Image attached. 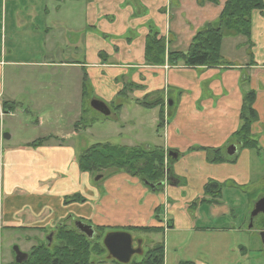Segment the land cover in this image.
Returning <instances> with one entry per match:
<instances>
[{
    "label": "crops",
    "instance_id": "obj_1",
    "mask_svg": "<svg viewBox=\"0 0 264 264\" xmlns=\"http://www.w3.org/2000/svg\"><path fill=\"white\" fill-rule=\"evenodd\" d=\"M228 1L201 7L198 0H80L75 2L79 8L74 14L75 21L58 20V25L50 30L44 19H48L47 16L58 18L66 3L53 0L49 4L32 2L26 6L21 0H0L2 31L9 25L16 37L25 36L11 45L9 51L2 45L1 59L15 55L16 51L28 52L24 45L30 40L32 44L38 43L36 51L48 48L52 54V51L67 49L79 57L73 64L56 66L55 61L39 65L15 61L4 66L0 60V247L4 236L11 243L24 234L30 236L26 243L32 245V250L45 240L49 242L48 238L62 224L76 229L80 221L95 231L106 229L107 235L131 234L134 248L142 250L140 255H144L142 247L147 241L152 246L164 243L166 264H247V253L253 249L250 245L254 228H250L249 223L255 204L252 194L248 193L252 185L249 161L246 169L241 163L243 155L249 160L252 151H239L236 164L214 165L208 163L206 152L193 149L227 147L242 125L244 99L249 92L257 94L254 108L259 121L254 125L253 134L264 148V45L255 40L254 27L252 56L247 38L226 39L222 55L237 63L231 69L151 67L145 60L146 40L152 29L169 42L168 51L186 53L195 36L219 19ZM31 9L42 12L38 17L30 12V18L19 22L17 13ZM34 19L41 29L34 24ZM18 29L24 30L18 33ZM51 33H58L60 39L57 40L64 41L54 49L49 45ZM2 36L6 45L8 39L5 34ZM8 64L18 68L49 66L52 78L47 83L55 88L52 80L57 78L56 74H65L59 66L80 67L85 73V83L92 81L99 87L100 96L96 100L104 102L109 109L120 94L132 98L131 105L122 102L117 112L111 110L112 122H100L95 145L140 147L147 151L163 149L171 155H179L163 191H154L140 180L117 171L103 172L99 182L97 177L82 173L78 154L94 145V118L91 124L78 122L74 111L73 127L68 126L65 113L71 106L75 109V104L70 99H63L62 103L48 100L45 82L23 92L12 88L7 94L4 74ZM129 85L133 87L130 89ZM161 99L165 103L162 128L160 108L148 109L142 105ZM5 104L10 105L8 113L4 112ZM13 105H17L15 110L11 109ZM80 106L83 116L87 112L85 100ZM141 109L155 115L152 118L137 116L135 113ZM2 114L5 120L1 119ZM20 126L25 127V132L38 134V138L35 134L21 133ZM234 169L238 182L228 181ZM212 181L224 188L231 184V188L242 195L241 201L234 198L227 201L232 202V206L224 201L223 194L217 205L208 203L213 208L210 214L213 223L236 219L238 223L244 220L242 225L199 228L203 208L208 204L189 207L206 198L205 188ZM102 182L107 184L106 191L100 187ZM78 195L85 202L66 203L68 198ZM166 220L170 222V230L166 236L164 234V239H159L160 233L130 232L162 228L161 233H164ZM231 236H239L242 241L226 244L225 238ZM245 240L252 242L247 244ZM234 252L239 253L240 259L233 261ZM107 259L114 261L110 256ZM262 262L264 259L256 258L249 264ZM0 264H3L1 259Z\"/></svg>",
    "mask_w": 264,
    "mask_h": 264
},
{
    "label": "trees",
    "instance_id": "obj_2",
    "mask_svg": "<svg viewBox=\"0 0 264 264\" xmlns=\"http://www.w3.org/2000/svg\"><path fill=\"white\" fill-rule=\"evenodd\" d=\"M80 1V0H71ZM206 4L219 5L220 0H198V5L203 7ZM255 12L264 13V0H229L219 19L208 24L200 31L190 46L188 52L168 51L169 42L160 38L157 30L152 29L146 40L145 60L151 67H164L168 65L172 68L186 67L198 68H219L231 69L236 62L226 59L222 55L223 42L228 38L245 37L250 45V55L252 56L253 44V17ZM133 86L129 85L131 89ZM125 90L124 94H127ZM256 92H249L244 99L243 111L241 114L242 125L229 141L227 147L220 149H193L194 151H204L210 164H236L238 155L229 157L227 149L229 146L236 145L239 151L249 150L261 155L262 147L253 134L254 125L259 121V115L254 105L256 102ZM164 100H157L154 103L144 102L142 105L148 109L160 108L161 125L164 127ZM10 105H4V112L8 113ZM14 109L17 105L12 106ZM120 109L117 108L116 112ZM175 155L176 153H172ZM179 156V155H178ZM165 150L155 149L147 151L144 148H129L113 144H96L83 151L78 156V164L82 173H87L93 177L103 176V172L109 169H117L119 173H125L141 182L158 186L165 182L166 174L169 178L176 159L168 155L166 159ZM181 157V156H180ZM178 159V157H177ZM169 167H168V165ZM148 187V186H147ZM165 186L157 187L156 191H163ZM150 188V187H149ZM224 186L210 182L205 188L206 198L193 203L189 208H195L203 203L217 205L221 201ZM259 195L252 193L253 204H256ZM261 199V198H259ZM85 202L79 195L68 198L66 203ZM255 207V205H254ZM259 232L264 231V218L261 221H254V225ZM262 229V230H261ZM105 231L96 230V237L89 239L85 234L80 233L77 228L73 229L67 224L59 226L53 235L50 245L39 244L35 246L29 258L23 264H98L93 261L94 257L102 258L108 255L104 246ZM138 233H161L162 228H147L131 230ZM165 246L157 244L151 249L140 263L131 262L130 264H166ZM115 263H118L114 260ZM13 264H17L16 261ZM195 264V263H181Z\"/></svg>",
    "mask_w": 264,
    "mask_h": 264
},
{
    "label": "rangeland",
    "instance_id": "obj_3",
    "mask_svg": "<svg viewBox=\"0 0 264 264\" xmlns=\"http://www.w3.org/2000/svg\"><path fill=\"white\" fill-rule=\"evenodd\" d=\"M9 2H12L13 0H8ZM27 1H29L27 3ZM53 0H21L20 3H22L23 5L25 4L26 6H29V4H31L32 2H35L34 4H49V2H52ZM60 1V0H59ZM84 1V0H83ZM66 3L67 5H64V11L63 13H61L59 15V17L57 18L56 16L52 17V16H47L48 19H44V24L48 26V28L50 30H52L53 28L56 27V25H58V20H74L75 16L74 14L77 13L79 11L78 8V4H76V1H71V0H61V3ZM63 5V4H62ZM23 7V6H22ZM33 13L35 14L37 17L41 14L42 10L39 9H35V10H21L20 12H18V16L17 19L19 20V22H23V20L27 17L30 18V14L29 13ZM21 13H24L23 15ZM41 21V20H40ZM75 21V20H74ZM34 24L35 19H34ZM62 24V23H61ZM33 25V23H32ZM37 25V23H36ZM40 25V24H39ZM39 25H37V27H39ZM60 25V24H59ZM253 25H254V33H255V40L258 42V44H260L261 46L264 45V13L261 14L260 12H255L254 17H253ZM24 25L22 24V27ZM27 28V27H26ZM40 28V27H39ZM41 29V28H40ZM22 30L24 29H18V33H22ZM5 31V33H4ZM55 31V30H54ZM29 33V31H28ZM6 36V38L8 39L6 42L7 44L5 45V38L3 39L4 35ZM260 35H263V37H260ZM58 33H51L49 35L50 37V42L49 45H51V49H54L58 44L63 43L61 40H57L60 39ZM25 36H18L16 37L14 30L11 28V26H7V28L5 27V29L2 31V27L0 26V56H1V47L2 45L6 48L7 47V51H9V47L12 45H16L17 42L19 43L21 39H24ZM65 38H68V36H66ZM230 39V38H228ZM53 40V41H52ZM239 41V40H238ZM68 42V40H67ZM37 42L32 44L31 40L29 42H27L24 46L26 47V51H16L15 55H10V57L6 58H2L0 57V60H2L4 62V66L5 63H10V62H15V61H20V62H34L36 64H54L53 61H55V66L56 65H61V64H73V62H77V60L79 59L78 56H75V53L72 52H68L67 49L62 50L61 52H55L52 54L49 52L48 48H43L42 51L37 50ZM65 52V53H64ZM72 56V57H71ZM10 64H8L7 68H5V73L4 74V89L7 91V94H9L11 92V89L13 88L16 91H20L22 90L25 91L28 87H37V85L41 82H45L44 87H47V91H48V100L51 99H55V100H60V102H63V99H70V102H73L75 104V109H73V107L71 106V110L70 111H66L65 113V123L68 124V126H71V128L73 127V121L72 120V116L74 115V111H76L77 113V121H82L86 124H91V120L93 119V129H94V137H93V144L95 145L96 142H98V132L101 129V125L100 122L102 121H113L114 118H112V116L110 117H106L104 115H102L101 113L91 109V105L92 102L94 100H96V98L98 96H100V90L99 87L96 86L95 82H86L85 83V73L82 71V69L80 67H74L71 65L68 66H59L60 67V71L61 73H65L64 75H58L56 74L57 78L53 79L52 81L56 84V88L52 87L51 85H49L47 82L48 80H50L52 78V73L50 71L49 66H46L44 68H41L38 66H36V68H32V67H28V68H18V67H10ZM168 66V65H166ZM164 66V67H166ZM43 67V66H42ZM77 68V69H76ZM82 89L81 92L78 91V89L80 88ZM57 91V92H56ZM63 94H66L67 96H64ZM126 95H118L115 99H114V106L113 105H109L110 106V110L113 109H117V107L119 106V104H121L123 102V104H125L126 106L131 105L132 103V98L127 99L125 97ZM85 100L86 103V113L81 116L82 113V109H81V101ZM65 106L61 107V110H64ZM115 112V110H114ZM15 112H13L14 114ZM134 113H132L133 115ZM137 116L141 115L143 117L146 118H152L155 114L153 113H149L146 112V110H139L137 113H135ZM134 114V116H135ZM151 114V115H149ZM160 115V113H159ZM110 119V120H109ZM5 120V118H4ZM5 123V121H3ZM3 122L1 124H3ZM28 125L30 126V124L28 123ZM10 126V125H9ZM2 125H0V130H1ZM21 133H26V136H39L36 133H29V132H25V127L20 126L19 128ZM24 137V135H22ZM96 136V137H95ZM38 138V137H37ZM81 154V152L78 154V156ZM166 159L168 158V155L173 158L176 159L177 162V157L178 155H170L169 153H166ZM246 155H243L242 157V167L244 169H246V167L248 166V161L250 164V170H252V185H250V189L248 190L250 194L254 193L259 195L258 197L264 195V148H262V152L261 155H258L256 152H252L251 157L246 158ZM175 162V163H176ZM168 165V164H167ZM247 165V166H246ZM169 167V165H168ZM171 167L173 168V165H171ZM172 170V169H170ZM115 172L118 171L117 169H109L106 170V172ZM233 171V175L231 177L228 178V181L233 180V181H237L238 179L235 177L237 176V170H232ZM261 180V181H260ZM169 182V178L166 174L165 177V185L166 183ZM260 182V183H259ZM100 187L102 188V191H106L107 190V184L105 183H101ZM237 192H239L238 190H236ZM100 192V190H99ZM240 193V192H239ZM223 197H224V201H231V199H237V201H241L242 200V195L238 194L235 192V190H233L231 188V184L228 185L227 187H225L223 189ZM244 200V199H243ZM245 202V200H244ZM227 204L231 205L232 202H227ZM240 204V202L238 203ZM232 206V205H231ZM211 211L213 212V208L212 206L208 204L207 208L204 206L203 208V216H202V220H200L198 226L199 228H205V229H213V228H228V226H239L242 225L243 222H245L243 220L242 223H238V220L233 219L232 221L229 220H221L219 223L215 222L213 223V218L211 217ZM248 226V224H247ZM101 229V228H100ZM259 229V227L257 228ZM254 229V238H253V242L252 240H245L244 242L249 244L250 242H252V244L250 246H252V250L250 247L251 252L249 251L247 253V264L251 263V262H255L256 258H260V259H264V249H263V244H262V240L260 237V232ZM103 231H105L106 229H101ZM170 230V228L168 229ZM168 230H164V233H160L159 234V239L161 240L164 239V234L165 236L168 234ZM98 231V229H97ZM107 231H105V237L107 236ZM109 232V231H108ZM136 234V233H135ZM147 235V234H146ZM207 237H209V234L206 235ZM143 237V236H142ZM27 238H30L29 235H20L17 239H15V241H11V243L7 242L8 240L5 239V236L2 240L1 243V247H0V259L3 261V264H8L9 262H12V264L16 261V254H15V248L18 247L20 249L21 252L30 253L31 250V246L30 244L26 243ZM31 239V238H30ZM105 238H103L104 240ZM242 241V238H240L239 236H231V237H226L225 238V242L226 244L228 243H232V245L234 244H238L239 242ZM165 242V241H164ZM47 241L45 240L46 244ZM32 244L35 245V241H32ZM48 244V243H47ZM164 244V243H163ZM157 245L155 244L154 246H152V244L147 241L146 243H144V255H140L137 254L133 257V262L135 263H140L141 261H143V259L145 258L144 256L151 250L154 249ZM165 249H166V244H164ZM137 247V244H136ZM150 248V249H149ZM258 250L260 253H258ZM234 259L233 261H236L238 259H240V255L237 252H234ZM110 255H107V257H109ZM107 257H102V258H98V257H94L93 261L98 263V264H117L114 261L111 262L107 259ZM167 260V255H166V250H165V261ZM246 261V259H245ZM251 261V262H249ZM11 264V263H9ZM262 264H264V262H262Z\"/></svg>",
    "mask_w": 264,
    "mask_h": 264
},
{
    "label": "water",
    "instance_id": "obj_4",
    "mask_svg": "<svg viewBox=\"0 0 264 264\" xmlns=\"http://www.w3.org/2000/svg\"><path fill=\"white\" fill-rule=\"evenodd\" d=\"M91 107L93 110L101 113L106 117H110L112 114L109 107L104 102H101L99 100H94ZM5 139H7L6 136ZM238 153L239 148L236 145L230 146L227 150V155L229 157H234L238 155ZM102 178L103 176L97 177L96 181L99 182L102 180ZM145 185L156 191L157 187L165 186V182L159 184L158 186H154L149 183H145ZM260 215H264V198L259 199L255 204L254 210L251 214L252 223L250 225V228H253L254 219L258 218ZM76 228L80 233L85 234L89 239H94L96 237V231L89 225H86L79 221L76 223ZM260 237L264 249V231L260 233ZM48 241L51 245L53 241V235L48 238ZM104 246L107 249L110 257L120 264H130L135 255L142 253L141 249L134 248L133 237L131 234L126 232H114L108 234L104 239ZM14 250L16 254L17 264H23L28 260L29 255L27 253L21 252L18 247H16Z\"/></svg>",
    "mask_w": 264,
    "mask_h": 264
},
{
    "label": "flooded vegetation",
    "instance_id": "obj_5",
    "mask_svg": "<svg viewBox=\"0 0 264 264\" xmlns=\"http://www.w3.org/2000/svg\"><path fill=\"white\" fill-rule=\"evenodd\" d=\"M253 210H254V208H253ZM253 212V211H252ZM252 212H251V214H252ZM251 214H250V223H249V225H251V223H252V220H251ZM264 218V215H260L258 218H256V219H254V221H261L262 219ZM254 223V222H253ZM253 227H258V224L256 223L255 225L253 224ZM262 230V229H261Z\"/></svg>",
    "mask_w": 264,
    "mask_h": 264
},
{
    "label": "built area",
    "instance_id": "obj_6",
    "mask_svg": "<svg viewBox=\"0 0 264 264\" xmlns=\"http://www.w3.org/2000/svg\"><path fill=\"white\" fill-rule=\"evenodd\" d=\"M5 117V115L4 114H2V117H1V119H3ZM165 229L166 230H168L169 229V221L168 220H166V222H165Z\"/></svg>",
    "mask_w": 264,
    "mask_h": 264
}]
</instances>
